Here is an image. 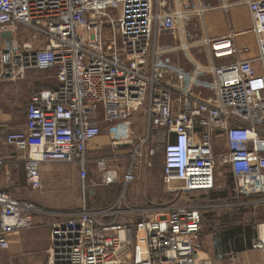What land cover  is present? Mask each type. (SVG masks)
<instances>
[{
    "label": "built area",
    "instance_id": "obj_1",
    "mask_svg": "<svg viewBox=\"0 0 264 264\" xmlns=\"http://www.w3.org/2000/svg\"><path fill=\"white\" fill-rule=\"evenodd\" d=\"M216 1L0 0V81L56 72V87L31 94L26 125L6 144L24 155L31 190L43 191V166L69 164L78 167L84 191L81 210L53 226L47 264H211L202 207L173 204L158 213L126 199L159 152L167 194L213 191L218 166L228 165L246 195H264V0ZM238 4L249 10L259 54L227 63L251 49L240 50L236 35L209 37L205 16ZM141 112L144 134L137 137L132 119ZM105 131L115 150L134 151L122 197L97 210L87 203L97 186L88 183V148ZM222 145L226 152L218 154ZM118 162L96 159L103 187L119 182ZM44 212L0 190V252ZM263 229L256 227L253 249L264 250Z\"/></svg>",
    "mask_w": 264,
    "mask_h": 264
},
{
    "label": "crops",
    "instance_id": "obj_2",
    "mask_svg": "<svg viewBox=\"0 0 264 264\" xmlns=\"http://www.w3.org/2000/svg\"><path fill=\"white\" fill-rule=\"evenodd\" d=\"M209 1L215 5L219 4L216 0ZM234 1L238 2V0ZM205 27L212 39H225L236 35L233 42L240 50L245 46L250 47V53L241 52L237 58H231L227 63H233L236 59L247 60L258 57L257 40L250 33L253 23L246 6L238 4L232 6L228 12L217 7L206 14ZM255 68L258 72L262 70L259 62L255 63ZM37 72L35 70L29 71L24 79L15 82L0 81V159L4 161V166L0 167V190L7 189L13 195L14 193L17 194L19 188L27 187L26 169L24 155L14 147L7 145L6 138L11 132L25 127L26 111L24 106L28 103L31 94L34 91L51 89L56 84L55 71L42 72L50 74L49 80L45 82L40 81ZM135 118L132 119L134 131L136 130ZM100 138L89 145L88 155L93 150L102 149L106 142L104 138ZM108 139L111 146L109 135ZM129 163L130 161L127 164L129 165ZM75 167L79 174L78 167ZM147 169V167L141 168L140 177L144 176ZM91 170L92 166L90 165L89 174ZM52 171H54L52 165L43 166L42 180L47 178V175H43V172L49 175ZM161 173L163 180V170ZM57 175L60 180L61 174ZM96 187H102L101 180ZM95 188L94 191H90L89 197L94 198L96 196L95 190L97 188ZM38 214L35 216L36 223L33 229L11 235L9 251L7 253H5L6 251L0 252V264H47V250L50 246L52 228L57 222L52 223L48 219V217H55L52 211L45 210L44 213ZM254 215L257 218L263 217L264 206H257ZM237 231H239V234H237L238 239L236 237L229 238L221 232L212 233L202 230L205 258L210 260L211 264H264V250H256L252 247V242L256 238V231L247 230L246 226L243 225Z\"/></svg>",
    "mask_w": 264,
    "mask_h": 264
},
{
    "label": "rangeland",
    "instance_id": "obj_3",
    "mask_svg": "<svg viewBox=\"0 0 264 264\" xmlns=\"http://www.w3.org/2000/svg\"><path fill=\"white\" fill-rule=\"evenodd\" d=\"M37 75L40 76V81L42 82L49 80L50 77V74L42 72H37ZM27 104L24 106L25 111ZM135 117V132L137 137H140L144 134L145 112H141ZM101 138H104L106 142L102 149L93 150L89 153L92 161V170L89 174L88 183L91 184L92 181L98 183L101 180L95 168V161L98 158H119V162L115 163V167L119 173V182L111 187H96V196L94 198L87 197L88 205L97 210L114 203L122 197L125 190L123 173L128 165L129 156L134 151V146L119 147L115 150L110 146L107 131L103 133ZM220 144H222V140ZM217 152L218 154L225 153L224 145L220 146ZM52 166L54 171L51 174L48 175V173L43 172V175L46 174L47 178L46 180L43 179L44 187L42 192L33 191L26 187L19 188L17 194L14 193V196L34 204L40 209L61 214V216L54 215L55 217H48L52 223H59L64 221V215L81 210L84 203V191L78 171L74 165L53 164ZM163 167L164 157L159 152L152 157V165L145 171L144 176L128 187L126 199L131 206L137 209L158 208V213L173 204L202 207L203 230L212 233L221 232L227 234L228 232L238 230L242 225L246 226L247 230L256 231L258 225L264 224V215L261 218H257L254 215L256 207L263 206L262 204L258 205L255 201L264 200V195H246L243 189L238 188L228 165L218 166L215 177L216 188L213 191L191 195H183L181 193L167 194V189L163 184L161 176ZM59 173L61 174L60 180L57 178V174ZM173 186L181 187L178 183H175ZM142 220L143 218L136 217L134 221L135 223H139ZM11 238L12 236L9 239L10 245ZM8 251L9 249L5 253ZM132 251L134 252V249ZM130 255L132 256V252Z\"/></svg>",
    "mask_w": 264,
    "mask_h": 264
},
{
    "label": "trees",
    "instance_id": "obj_4",
    "mask_svg": "<svg viewBox=\"0 0 264 264\" xmlns=\"http://www.w3.org/2000/svg\"><path fill=\"white\" fill-rule=\"evenodd\" d=\"M56 87V84L54 85V87L53 88H55ZM53 88H51V89H53ZM237 234H239V231H233V232H228L226 235L229 237V238H235L236 237V239H238V237H237Z\"/></svg>",
    "mask_w": 264,
    "mask_h": 264
},
{
    "label": "bare ground",
    "instance_id": "obj_5",
    "mask_svg": "<svg viewBox=\"0 0 264 264\" xmlns=\"http://www.w3.org/2000/svg\"><path fill=\"white\" fill-rule=\"evenodd\" d=\"M225 46H226V44H225ZM225 48V47H224ZM227 48V47H226ZM124 130L125 129H120L119 131H117V136L119 137V136H121L122 134H124ZM171 186V185H170ZM170 189H172V186L170 187ZM263 234H264V229H263Z\"/></svg>",
    "mask_w": 264,
    "mask_h": 264
},
{
    "label": "water",
    "instance_id": "obj_6",
    "mask_svg": "<svg viewBox=\"0 0 264 264\" xmlns=\"http://www.w3.org/2000/svg\"><path fill=\"white\" fill-rule=\"evenodd\" d=\"M199 131L201 130V129H198Z\"/></svg>",
    "mask_w": 264,
    "mask_h": 264
}]
</instances>
